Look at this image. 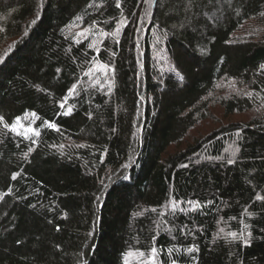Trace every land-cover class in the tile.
I'll return each instance as SVG.
<instances>
[{
  "label": "trees",
  "instance_id": "trees-1",
  "mask_svg": "<svg viewBox=\"0 0 264 264\" xmlns=\"http://www.w3.org/2000/svg\"><path fill=\"white\" fill-rule=\"evenodd\" d=\"M233 80L264 0H0V264H264V114L187 140Z\"/></svg>",
  "mask_w": 264,
  "mask_h": 264
},
{
  "label": "rangeland",
  "instance_id": "rangeland-1",
  "mask_svg": "<svg viewBox=\"0 0 264 264\" xmlns=\"http://www.w3.org/2000/svg\"><path fill=\"white\" fill-rule=\"evenodd\" d=\"M243 92L248 93V90L242 85V82H235L233 80L219 84L216 90L205 99L208 103L207 118L199 122L197 126L192 129L187 140H195V138L211 132L222 124H227L233 121H245L255 115H263L264 108L252 110L246 113H234L231 115L225 112L222 100L229 97L231 94H241Z\"/></svg>",
  "mask_w": 264,
  "mask_h": 264
},
{
  "label": "snow or ice",
  "instance_id": "snow-or-ice-1",
  "mask_svg": "<svg viewBox=\"0 0 264 264\" xmlns=\"http://www.w3.org/2000/svg\"><path fill=\"white\" fill-rule=\"evenodd\" d=\"M119 6V5H118ZM101 67H106L104 65H102ZM75 89H72L71 91H74ZM71 113V109L68 110V114ZM0 122H3L4 123V127L7 129V128H10L12 131H18V128H17V125L19 124V118H17V123L16 124H11L9 125L7 122L4 121V117L3 116H0ZM50 126L55 128L56 125L55 124H51L50 123ZM28 131H34L33 129L29 128ZM36 135H39L38 132L35 133ZM24 135L27 137V133H24ZM32 149H29V151H31ZM191 203V202H190ZM173 207H175V205H173ZM195 207L196 208H199L200 207V204L199 202H196L195 203ZM232 237L236 238L237 237V234L236 233H231ZM172 250L169 249V252H171ZM189 252H192L194 251L193 248H189L188 249ZM151 253H152V256L150 257V259L152 260V264H158V261H157V249L156 248H152L151 249ZM172 264H176V261L173 260L172 261Z\"/></svg>",
  "mask_w": 264,
  "mask_h": 264
}]
</instances>
